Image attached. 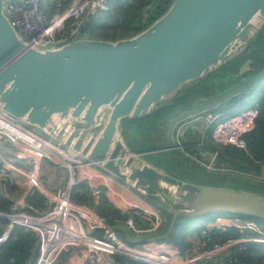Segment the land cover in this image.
<instances>
[{"label": "water", "instance_id": "water-1", "mask_svg": "<svg viewBox=\"0 0 264 264\" xmlns=\"http://www.w3.org/2000/svg\"><path fill=\"white\" fill-rule=\"evenodd\" d=\"M0 0V108L40 134L132 186L177 218L228 213L264 221V193L203 184L172 174L129 145L125 119L173 104L227 62L249 54L264 27V0H173L159 18L131 37L79 38L27 47ZM9 1V0H6ZM245 59L239 74L251 70ZM264 75V68L256 77ZM37 247L31 257L34 261ZM109 264H119L104 252ZM197 264H215V262Z\"/></svg>", "mask_w": 264, "mask_h": 264}, {"label": "built area", "instance_id": "built-area-1", "mask_svg": "<svg viewBox=\"0 0 264 264\" xmlns=\"http://www.w3.org/2000/svg\"><path fill=\"white\" fill-rule=\"evenodd\" d=\"M64 1L5 0L3 12L27 47L42 49L86 38L87 22L98 11L107 10L108 6V0H71L68 6L64 5ZM257 113L256 106L248 107L212 126L211 138L216 150L215 156L218 153L221 154L225 146L246 149L243 136L254 127ZM0 139L7 140L19 157L33 162L46 159L69 171L65 185L58 187L54 192L49 191L45 194L48 205L45 211L29 204L24 196L3 194L9 199L10 206L8 212H0V216L7 219L4 229L0 232V246L8 239L15 226L33 230L37 247L33 264H54L63 250L70 246L84 249L86 258L91 261L104 252L108 255L131 257L146 264L210 263L218 252L239 243L238 240L229 239L226 244L217 242L208 246L207 242L203 241L202 248L191 250L186 254L159 252L140 244H129L118 237L114 231H110V227L98 213L71 200L74 186L89 179L88 169L90 165H93L91 162L62 144L38 133L1 108ZM7 176V171L2 168L0 181L6 183ZM39 179V174L34 169L29 171L27 173L29 189H40ZM144 212L154 215V212L149 209ZM138 216L140 224H144L147 215L138 214ZM245 218L234 215L231 220ZM125 221L129 226H134L135 212L131 211ZM245 221L250 223V226L252 223L257 224L253 220ZM215 224L222 230L227 227L225 223ZM262 226L256 240L264 243V225ZM96 230L103 231V235L95 234ZM200 235L206 237L205 229L200 230ZM231 262L232 260H229V263Z\"/></svg>", "mask_w": 264, "mask_h": 264}, {"label": "crops", "instance_id": "crops-1", "mask_svg": "<svg viewBox=\"0 0 264 264\" xmlns=\"http://www.w3.org/2000/svg\"><path fill=\"white\" fill-rule=\"evenodd\" d=\"M65 1L67 4L68 3L67 0ZM116 1L121 2L122 0H116ZM134 1L135 0H125V3H128V2L131 3ZM153 1L154 0H145L144 4L148 6V5H151ZM108 3H109V0H108ZM216 83H217L216 79H211V80L209 79L207 80V83H205L204 86H211ZM193 88L190 91H193L195 93ZM188 100L189 98L183 97L179 99L178 101H176L174 105L171 106V109H173L172 111L166 110L168 112L166 113V111H164L165 109L159 110L161 112L158 111L159 113H155L154 115L149 116V118L151 119V121L155 122L156 124L157 122L159 124L164 120L170 119L171 121V118L175 114H177V112H180L182 110L192 109L191 107H189L192 101L189 103ZM171 114L173 115L170 118ZM125 120H127V123H124L122 130L123 132L124 130L127 131L128 133H126L125 135L127 134L131 135V138L135 140L136 137L140 135L139 130H137L136 128L140 123L138 120L135 121L134 119L133 120L125 119ZM208 122L210 123V121H207L206 124H209ZM194 125L196 127H199V126H202V123L201 121H196L194 122ZM212 125H210V127ZM190 128H193V127L190 126L188 129H186V131H184L185 138H181V134H177V132H175V134L173 135L172 133L168 134V132L165 130L164 131L160 130V128L157 129L154 135L156 136V133H158V135L160 136L161 142L164 143L161 145L163 148L160 149L159 151L169 150L168 152L170 153L174 151L173 157H179V159H186L187 161L190 162L189 165L188 164L187 165L191 166L192 161L187 159L178 148V147H181L184 151L187 150L184 146L185 145L184 143L188 140L186 133ZM191 131H198V134L196 133L197 136L195 139L197 146H198V150L196 153H191V154L201 156L203 158L205 156L207 158L206 160H204L205 163L206 162L208 163L207 165H205V163H202V162H199V163L197 161L195 162V164L203 167L205 171L208 170L212 172V174L216 175L217 177H222L220 175L222 174L227 177L228 176L235 177V178L238 177L239 179L255 177V178H259L264 181V167H263L264 161L260 163H253L251 165H247L246 163H241L243 167L242 169H240L236 165L232 164L231 158H228L227 164L230 165L229 167H232V168H229L228 166L227 168H225L226 167L225 164L222 163L221 164L222 166H220L222 167V172L216 171L214 169L213 162H212L214 160L213 159L214 152L204 149V148L213 146L212 139L206 142L201 138L200 136L201 133L197 128ZM210 138H211V130H210ZM171 140H174L180 145L179 146H173V145L166 146L165 144L168 141L171 142ZM6 145L8 147H11L12 151L6 152L5 153L6 157L5 158L1 157L2 159L0 160V170L2 168H5V171H7L8 173V176H7L8 181L6 183L5 182L3 183L0 181V193L4 195L7 194V195H12V196H18V197L24 196L25 199L27 200V197L33 191L29 189L27 173L31 171L32 169H34L39 174V178H40L39 181L41 183L40 189L36 191H38L46 199L45 207L42 209V211L47 210L48 205H47V197L45 196V194L49 193V191L54 192L58 187L65 185L66 180L69 176V171L66 168L59 167L46 159L33 162L30 159H24L22 157H19L18 155H16L15 150L10 145V143H8L7 140L0 139V147L2 149L3 148L6 149L7 148ZM131 145L133 146L132 143ZM134 149H139V148L134 147ZM139 150L144 151V153H146L147 155L151 153V151L147 149H139ZM203 152L207 154H204ZM170 156L171 155H165V159L164 161H162V163H160L161 164L160 166L164 167L165 169L168 167V169H170L174 174H177L179 176L186 175L188 177L186 179L199 182L197 179L194 178L195 176H193V174L196 171H192L191 170L192 167L189 168L188 166H186L187 167L186 171L185 169H181V168L175 169L171 167L169 165V160H168L170 159ZM217 159L218 158H216V161L218 162L219 159L218 160ZM192 164L194 165V162ZM200 164H202L203 166ZM209 164H211V166L208 168L207 166H209ZM88 171L90 174L89 179H85L84 181L77 183L73 188V191L71 193V200L73 202L81 206H84L85 208H87L88 210L92 212L98 213L109 227H122L126 229L133 239H137V238L147 239V238H152V237L154 238L158 236L162 237L163 235H165L167 228H168L169 221H170L169 214L165 213L164 211L160 210L158 207L153 205L141 193H139L137 190L132 188V186L110 175L109 173L99 168L97 165L95 164L90 165ZM248 171L253 172V173H259V175L247 176L248 174H250L248 173ZM199 183H203V182H199ZM263 192L264 190L261 191L260 193H263ZM74 196H76V199L74 198ZM112 208L119 209L122 213H125L127 215L131 211L135 212L134 226H129L125 221L126 218H124L123 220L116 219L114 224H108L106 221V218L110 210H112ZM148 209L154 212V215L153 213L148 214L144 212ZM137 213L141 215L142 214L147 215L145 217L146 224L145 223L140 224L139 222L140 217L138 216ZM233 217L234 215L220 216L217 218L214 217L212 219H208L205 223V226L203 228H199L200 230L205 229L207 233L206 237H202L200 235L199 229L189 231L185 236V239H186L185 241L189 244L188 249L182 252H179L178 250L174 249L171 252H179V253L186 254L191 250L202 248L201 244L203 241L207 242L208 246H211L214 243H217L220 239L216 236L215 232L218 231L219 229L220 230L222 229L220 227H217L215 223H220V224L225 223L228 225V227L226 230H222V231H227L230 228V225L232 226L231 228H234L236 230L233 233H229L227 235L226 242L224 243L220 242V243L226 244L229 239L238 240L239 243L233 246H228L226 249L220 251V253L214 256L212 262H215V264H230L229 260H231V258L233 259V255H234L233 251H237L238 248L240 249V245L242 244L257 242L256 239H258L257 237L259 236V230L263 228V226L261 225L262 223L253 218H245V219L232 221L231 218ZM245 220L247 221L253 220V222H256L257 224L252 223V226H250V223H247ZM114 232L116 233L118 237H120L122 240H124L125 242L129 244H140L144 246L143 243L145 242L143 241L138 242V243H130L126 239L124 232L121 230L115 229ZM118 232H121L122 235L121 236L118 235L119 234ZM95 234L103 235V231L96 230ZM219 234L221 235V232ZM68 248L69 247L63 250V252L59 255V257L56 259L54 264H86L87 262L88 264H100L101 261H105L101 254L94 261H91L86 258V253L84 249H82L81 253L79 254L77 253V249L75 247H74L75 249H68ZM30 263H32L31 260H30Z\"/></svg>", "mask_w": 264, "mask_h": 264}, {"label": "trees", "instance_id": "trees-1", "mask_svg": "<svg viewBox=\"0 0 264 264\" xmlns=\"http://www.w3.org/2000/svg\"><path fill=\"white\" fill-rule=\"evenodd\" d=\"M172 1L173 0H154L151 9L147 10L148 15L146 17L140 16L136 21L125 17L122 20V22L126 26V28L132 29L131 30L133 33L132 35H135L140 31L144 30L145 28H147L157 18H159L163 13H165ZM63 3L64 5H66V1ZM139 6H141V8L143 9V7L146 5L141 4ZM99 22H101V19L95 20L94 18H91L85 25V28L92 29L95 26V24H99ZM122 37L126 38L128 37V35H123ZM106 39H109V37H106ZM249 48L251 49L250 53L243 54V56L237 59V61L232 62L234 64L231 67L229 68L227 67L226 69H224V71H219L220 70L219 69L216 72L209 74L207 77H205L204 79H202L201 81L190 87L186 91V93L181 97V98L183 97L189 98L188 100L189 103L199 97L206 98V102H208L210 101V99L207 96V91L203 89L205 83H207V80L216 79L217 83L215 87H220V90L222 89L224 91L228 87V84L231 81L232 83H238V85L233 90L240 89L242 90V94L233 96L232 102L227 106L228 108L227 114L233 115L247 107L256 106L258 108V113L255 118V124L254 127L250 131L245 133L243 136V138L246 141L245 150L236 148L234 146H225L222 149L223 153L217 154L216 156L219 157V160L223 162L226 167H227L228 158H231L232 164L236 165L240 169H242L243 167L241 163H246L247 165H251L253 163H260L264 161V82L259 83L258 86L254 88H250L247 86L248 81H244V79L250 77L251 74L256 75L264 68V27L258 33L256 40L250 44ZM247 58H251L252 60L251 70L245 72L244 74L238 75L235 69L237 70L238 66ZM211 75H213V77H211ZM262 77H264V75ZM244 86H246L247 88H245ZM205 87H209V86H205ZM192 88L195 91V93L193 91H190ZM197 89L198 91H200L198 94H196ZM213 91H215V89ZM181 98H177L174 100L173 104L164 106L156 110L152 114L145 116L144 118H148V119H146L143 124L140 123L136 127L137 130H139L140 134L144 132L143 127L145 126L147 128L146 132H148V134L151 135L153 138V136H155L154 135L155 131H157L158 127L162 128L161 125L163 124V122H165V120L159 124L157 122L156 124L155 122L151 121L149 116H152L155 113H159L161 112L159 110H163V109H165L164 111L166 110L172 111L173 109H171V106L174 105V103ZM166 113L168 112L166 111ZM138 119H142V118H137L134 120H138ZM124 121H123V125H124ZM122 133L125 139L127 140L123 130ZM196 133L198 134V131H191V129H189L186 133L188 140L184 143L185 144L184 146L186 149H189L192 153H196L198 150V146L195 140L197 136ZM127 142L129 143V145H131V143L128 140ZM131 147L134 149L132 145ZM162 148L163 147L161 145H154L152 147H149V149L147 148V150L151 151V153H149L148 155L146 154V156H148L154 163L161 165L160 163L164 161L165 155H171L170 159H168L169 165L171 167L175 169L176 168L185 169V171L187 170L186 166L189 165L190 163L189 161H187L186 159H179V157H173L174 151H172L171 153L168 152L169 150L159 151ZM204 149L213 151L214 153L216 151L213 146ZM135 150L138 152H144L139 149H135ZM192 163L191 166L188 167L189 168L192 167L191 170L195 171L194 170L195 167H193ZM166 169L169 170L172 174H174L170 169H168V167ZM220 175L224 177V175L222 174ZM179 177L183 179L188 178L186 175H180ZM74 198L76 199V196H74ZM27 202L33 205L35 208L42 210L45 207L46 199L38 191L33 190L31 194H29V196L27 197ZM9 206H10L9 199H7L3 194L0 193V212L3 213L8 212ZM219 214H224V213H219ZM208 215H204L197 218H177L170 233L167 235L166 238L155 239L154 241L145 242L143 244L144 246L158 250L159 252H171L174 249L178 250L179 252L185 251L189 247V244L185 241L186 240L185 236L190 231L188 225L197 224L198 218H207ZM126 216L127 214L122 213L119 209L112 208V210H110L106 218V221L108 224H114L116 219L123 220L124 218H126ZM237 216L251 218L241 215H237ZM6 223H7V219L3 216H0V232L4 229ZM204 226L205 223L198 224L196 229L203 228ZM231 227L232 226L230 225V228L227 231H222L219 229L218 231L215 232L216 236L220 239L218 243L226 242L227 235L229 233H233L236 230ZM219 231L221 232V235L219 234L220 233ZM118 233H119L118 235L120 236L122 235L121 232ZM35 247H36V236L34 231L22 226H15L14 229L11 231L8 239L0 246V264H33L30 263V260L35 250ZM76 249H77V253L80 254L82 248L81 249L76 248ZM233 254H234L233 259L231 258L232 262L230 264H264V243L252 242V243L242 244L240 245V249L238 248L237 251H233ZM111 257L119 264H146L145 262L136 260L134 258L126 257L118 254L111 255ZM86 264H88V262ZM100 264H109V263L106 261H101Z\"/></svg>", "mask_w": 264, "mask_h": 264}, {"label": "rangeland", "instance_id": "rangeland-1", "mask_svg": "<svg viewBox=\"0 0 264 264\" xmlns=\"http://www.w3.org/2000/svg\"><path fill=\"white\" fill-rule=\"evenodd\" d=\"M49 1V0H47ZM145 0H135L134 2L131 3H125V0H122L121 2H118L116 0H110L107 6V10L103 11H98L92 18H94L95 20H100L101 22H99V24H95V26L92 29H87V38H99V39H106V37H109V39L107 40H118L120 38H124L122 37L123 35H128V37L134 36L132 35V29H128L126 28V26L123 24L122 20L126 17L128 19H132L134 21H136L140 16H147L148 12L147 10H150L151 7L153 6V4L148 5V6H144L143 9L141 8V6L139 5H146L144 4ZM67 4L66 6H68L71 3V0H67ZM142 9V10H141ZM103 20V21H102ZM124 29V31H123ZM237 61V60H236ZM235 62V61H234ZM234 63L231 62H227L226 64H224L221 68H219V71H224V69H226L227 67H231ZM242 64H240L237 68V70L235 69L236 73L238 75L239 74V68ZM248 72V71H247ZM244 74V73H243ZM257 75V74H256ZM256 75L251 74L250 77H247L244 79V81H248L247 86L250 88H254L256 86H258L259 83H263L264 82V77L262 78H257ZM211 77H213V75H211ZM231 77V76H230ZM227 79V78H224ZM230 79V78H229ZM238 85V83H232V81L228 84V87L224 90H220V87H215L216 84L211 85L209 87H203V89H205L207 91V96L209 97L210 101L206 102V98L203 97H199L196 98L195 100H193L191 102V104L189 105V107H191L192 109H187V110H182L180 112H177V114H175L172 118L171 116L174 114L170 115L171 121L170 119L165 120V122H163V124L161 125L160 128L158 127V129L160 128V130L162 131H167L168 134H175V132H177V134H181V138H185L184 137V131H186V129H188L190 126H192L193 128H190L191 130L193 129H198L200 131V136L204 141H210V130L212 128L213 125H215L216 123H218L219 121L225 119L227 116H230L231 114H227L228 108L227 106L232 102L233 96L234 95H241L242 94V90H233L236 86ZM244 85V84H243ZM220 86V85H218ZM215 87V88H213ZM245 88H247L246 86H244ZM215 89V91H213ZM244 89V88H241ZM200 91H196V94H198ZM223 116V117H222ZM222 119H220V118ZM148 118H142V119H138L139 123L143 124L145 122V120ZM136 121V120H135ZM196 121H201L202 126L196 127L194 125V122ZM207 121H210L209 124H206ZM124 123H127V120H125ZM129 123V122H128ZM213 124V125H212ZM210 125H212L210 127ZM183 128V129H181ZM146 127H143L144 132L141 133L139 136L136 137L135 140H133L131 138V135H125L127 140L129 142H131L133 144V146L135 148H139V149H147L149 147H152L154 145H162L164 143L161 142L160 140V136L158 135V133H156V136H152L148 134V132H146ZM124 133H128L127 131L124 130ZM172 142V143H171ZM168 141L165 145L169 146V145H173V146H179L180 144H178L177 142H175L174 140ZM214 145V143H213ZM6 149H2L0 147V157H6V152H11L12 149L11 147H8L6 145ZM179 150L181 151V153L190 161L194 162L193 167H195V173L193 174V176H195L194 178L197 179L199 182H203L206 184H214V185H225V186H231V187H236V188H245L248 190H252V191H257V192H261L264 190V181L259 179V178H234V177H227V176H222V177H217L216 175L212 174V172L210 171H205L203 167L195 164V162L197 161L205 163L204 160H206L207 158L204 156H197V155H193L191 154L192 152L187 149L186 151H184L181 147H178ZM204 153V152H203ZM223 153V152H222ZM207 154V153H204ZM219 154V153H218ZM202 155V154H201ZM201 157V158H200ZM216 158L219 159V157L215 156V154L213 155V166L214 169L218 172H222V164L223 162H221L220 160H218V162L216 161ZM212 160V159H211ZM208 163L206 162L205 165H207ZM202 165V164H200ZM203 166V165H202ZM211 166V164H209V166H207L208 168ZM227 166L229 167L230 165L227 164ZM225 167V166H224ZM264 167V166H263ZM262 167V168H263ZM227 168V167H225ZM232 168V167H229ZM261 169V168H260ZM247 176L249 175H259V173H253V172H249L248 171ZM255 189V190H254ZM264 193V192H263ZM232 214H228V213H224V214H211L208 215L207 218H198L197 219V224H189L188 228L190 231H193L196 229L198 224H204L206 223V221L208 219H212L214 217H220V216H230ZM255 220H258L262 223V225H264V221L258 218H254ZM195 222V221H194ZM193 223V222H192ZM68 249H75L74 247H69ZM220 253V252H218Z\"/></svg>", "mask_w": 264, "mask_h": 264}, {"label": "bare ground", "instance_id": "bare-ground-1", "mask_svg": "<svg viewBox=\"0 0 264 264\" xmlns=\"http://www.w3.org/2000/svg\"><path fill=\"white\" fill-rule=\"evenodd\" d=\"M156 19V18H155Z\"/></svg>", "mask_w": 264, "mask_h": 264}]
</instances>
